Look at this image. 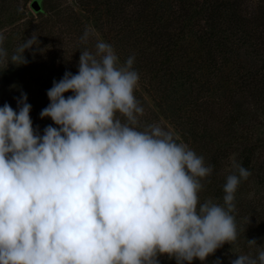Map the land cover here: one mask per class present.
I'll return each instance as SVG.
<instances>
[{"label": "clouds", "instance_id": "9594fccd", "mask_svg": "<svg viewBox=\"0 0 264 264\" xmlns=\"http://www.w3.org/2000/svg\"><path fill=\"white\" fill-rule=\"evenodd\" d=\"M93 34L86 29L80 43ZM33 47L35 32L10 58L0 46V64H27ZM134 59L120 64L99 39L80 51L77 74L65 72L47 91L40 118L56 127L43 135L26 93L17 110L0 107V264H159L161 256L203 264L236 242L234 194L251 173L233 162L223 205L201 203L212 167L159 124L141 130ZM230 264H264V247Z\"/></svg>", "mask_w": 264, "mask_h": 264}, {"label": "trees", "instance_id": "16d2710c", "mask_svg": "<svg viewBox=\"0 0 264 264\" xmlns=\"http://www.w3.org/2000/svg\"><path fill=\"white\" fill-rule=\"evenodd\" d=\"M10 1L13 0H0V26L25 17L28 0H22L21 10L16 7L12 11ZM55 1L56 6H48L46 16L51 19L63 14L67 21L61 24L62 34L72 33L74 27L84 33L82 27L88 25L85 21L92 15L93 23L99 19V25L110 35L109 41L111 38L124 41V48L121 46L116 54L120 64L130 56L135 58L133 68L139 74V83L134 95L144 108L143 116L139 117L141 129L160 121L155 111L148 110L144 93L152 100L175 101L178 105L174 114L170 113L169 121L178 136L172 135L178 143L186 144L202 156L214 175L221 157H212L211 146L217 149L219 140L225 137L228 143L239 141L242 150L239 164L255 177L249 176L255 191L252 196L235 192L232 214L237 240L232 246L223 245L206 261L215 264L217 256L226 249L240 250L239 255H256L257 246L264 247V219L258 214V210L264 213V131L259 135L257 132L255 137L252 134L255 124L264 129V0H75L81 13L74 6L66 9V5L59 3L63 0ZM49 8L56 10L52 12ZM32 30L29 27L17 30L14 46L10 48L9 42L13 40L9 37L1 46L14 51L31 38L35 32ZM91 38L94 40L76 48L71 42L63 44L56 54L57 64L43 81L31 82L32 74L25 67L19 73L14 67L0 64V107L5 103L11 107L13 103L17 105L16 98L21 92L26 93L32 106L33 128L43 135L47 126L56 127L51 119L40 118L42 109L49 105L48 99L45 100L47 91L65 72L77 74L80 51L94 50L98 40ZM39 49L26 50L25 58ZM240 49L246 54L250 50L253 59L248 66L239 60ZM70 95L65 94L66 98ZM251 119L258 122L247 124L246 133L236 130L238 124L244 126ZM260 151L263 155H259ZM213 172L201 181L204 187L199 193L200 202L211 199L223 205L226 180H214ZM248 240H255L257 246L250 247ZM159 264H176V261L161 256ZM192 264L202 262L194 260Z\"/></svg>", "mask_w": 264, "mask_h": 264}, {"label": "rangeland", "instance_id": "374dc122", "mask_svg": "<svg viewBox=\"0 0 264 264\" xmlns=\"http://www.w3.org/2000/svg\"><path fill=\"white\" fill-rule=\"evenodd\" d=\"M32 1L33 0H28L25 2V6H24L25 17L22 20L15 21L11 24H5V25L1 24L0 37H3L2 45L6 44V42L4 41H6L8 37L12 38L13 42H9V45L11 48L14 46V41L16 38V36L14 35L16 34L17 30L22 29L23 27H29L30 29H33L35 33L38 34V41L40 44L39 45L40 49L37 52H32V54L30 52L26 54V60L28 61V63L24 65H20V66L13 65L11 63H9L8 65V66L14 67L15 68L14 70L16 71L17 70L19 71L21 70L22 67H25L26 72L30 73V75L32 74L31 75L32 79H30V81L37 82V80L43 81L47 77L50 76V74L52 73L54 69V65L57 64L56 54H58L62 45L65 43L71 42L70 44L73 48L78 47V45L81 44L80 34L82 35L84 33L80 32L79 29L81 28L77 29L74 27V30L72 31V33L69 32L70 35L69 33L62 34L60 30L62 28L61 24L67 21L64 18L63 14L60 13L61 15V17H59L60 20H58L59 18H53L52 16H51L52 18L50 19L49 17L46 16V14L48 13L46 12L48 9V6H51V5L56 6L55 0H50L48 2L47 0H41L39 4H40V9L42 10L40 12H38L40 9L36 11L31 7ZM22 3H23L22 0H17V1L13 0V1H10L8 4H10L11 6L10 9L12 11L16 7H18L21 10ZM59 3L62 6L66 5V9H68V7L74 6V9L77 10L79 13H81L80 8L78 7V5H76L75 0H63ZM49 10H52V12H54L56 8L55 9L49 8ZM90 17L91 18L87 17L89 19H87L85 22L88 25H86L85 27H82L83 30H86L85 28L94 30V35H92V37L98 38L106 43H109L115 50V53L117 52V50H119V48H121V46H123L124 48V45H123L124 41L114 40L112 38H111V41H109L108 39L110 35H108V33L105 32L102 25H99L100 20L96 19V21L93 23L94 18L92 17V15ZM47 18H49V20H47ZM83 19L85 20L86 16H83ZM17 24H19L18 27L16 26ZM92 25H96V26H92ZM52 31L54 32L53 34H52ZM77 35L79 36L78 38H77ZM93 40L94 38L90 37L89 41H93ZM54 44H57V45H54ZM7 51L9 53V58H10L13 50L8 49ZM246 51L248 52L249 55L246 54L243 49H240L241 55L239 56V60L242 61L243 65L246 64L248 66V64L250 63L251 59H253V57L249 53L250 50H246ZM5 66H7V64H5ZM19 73L21 72L19 71ZM19 73H18V77H19ZM25 77L29 78L28 74H25ZM144 97L146 98V101L148 104V110L155 111L157 113L160 119V121H157L158 124L162 126L166 131L173 134L175 137L178 136V133L173 128L171 121H169L170 113L174 114V111H176V106L178 104L176 105L175 101H171L167 103L164 100H152L151 97L145 93H144ZM46 99H48V97H46L45 100ZM7 102H10V100H7ZM48 103H49V99H48ZM12 108L14 110H17V105L13 103ZM246 121L247 122L245 123L244 126L238 124L235 127L238 132L241 133L242 131L246 133L245 127L247 126V124L250 125L252 123L255 124L256 122H258L252 119L250 122H248V120ZM255 126H256V129L254 130L252 137L253 135L255 137L257 132H259L258 133L259 135L260 133H262L261 130L264 131V129H262V126H257V124H255ZM257 128H260V129H257ZM141 130H143V128ZM238 142L239 141H235V142L230 141L228 143V137H225L219 140L217 149L214 145L213 146L210 145L211 150L209 151V153L212 154V157L214 158L215 155L217 156V159L221 157L220 163H218V165L220 166L217 167L216 169L217 171L215 172V175H214V172L212 171L214 180H221V181L226 180L227 176L233 174L236 171L232 166L233 162L237 164L242 162V157H241L242 150ZM260 150L262 151L263 149L261 148ZM261 151L259 152V155H263ZM252 177L255 178L254 176H251V178ZM236 191H237V194L241 193V194H246L247 196H252L255 189H254V186L251 183H249V177H248L247 180H244L239 184ZM258 214L259 216H263V219H264V213L261 210H258ZM239 251L240 250L236 251V249H234V251L231 249H226L224 252L222 251L220 253V256H217L218 261L220 262V264H230V262L234 260L237 255H239ZM234 252L236 255H234ZM203 264H208V262L205 260Z\"/></svg>", "mask_w": 264, "mask_h": 264}, {"label": "water", "instance_id": "95a60500", "mask_svg": "<svg viewBox=\"0 0 264 264\" xmlns=\"http://www.w3.org/2000/svg\"><path fill=\"white\" fill-rule=\"evenodd\" d=\"M31 7L34 9V10H39L40 9V4H39V2H38V0H33L32 2H31Z\"/></svg>", "mask_w": 264, "mask_h": 264}]
</instances>
